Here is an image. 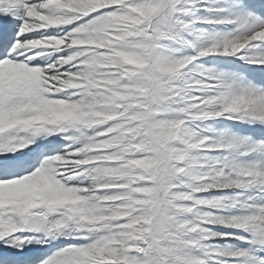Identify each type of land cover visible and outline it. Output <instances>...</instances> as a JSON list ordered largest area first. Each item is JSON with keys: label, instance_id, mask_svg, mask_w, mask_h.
<instances>
[{"label": "snow or ice", "instance_id": "1", "mask_svg": "<svg viewBox=\"0 0 264 264\" xmlns=\"http://www.w3.org/2000/svg\"><path fill=\"white\" fill-rule=\"evenodd\" d=\"M0 264H264V0H0Z\"/></svg>", "mask_w": 264, "mask_h": 264}]
</instances>
